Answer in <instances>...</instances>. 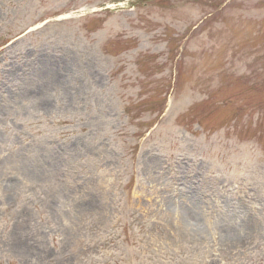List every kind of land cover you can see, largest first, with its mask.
Masks as SVG:
<instances>
[{"label":"rangeland","instance_id":"374dc122","mask_svg":"<svg viewBox=\"0 0 264 264\" xmlns=\"http://www.w3.org/2000/svg\"><path fill=\"white\" fill-rule=\"evenodd\" d=\"M0 264H264V0H0Z\"/></svg>","mask_w":264,"mask_h":264}]
</instances>
